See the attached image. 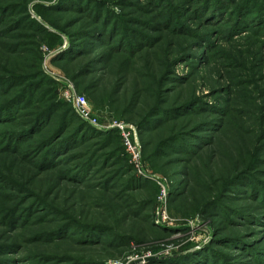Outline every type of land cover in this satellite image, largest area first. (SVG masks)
I'll list each match as a JSON object with an SVG mask.
<instances>
[{"label":"rangeland","instance_id":"obj_1","mask_svg":"<svg viewBox=\"0 0 264 264\" xmlns=\"http://www.w3.org/2000/svg\"><path fill=\"white\" fill-rule=\"evenodd\" d=\"M22 94L0 264H264V0H0V106Z\"/></svg>","mask_w":264,"mask_h":264},{"label":"trees","instance_id":"obj_2","mask_svg":"<svg viewBox=\"0 0 264 264\" xmlns=\"http://www.w3.org/2000/svg\"><path fill=\"white\" fill-rule=\"evenodd\" d=\"M42 13H44V12H42ZM44 17H46V16H44ZM34 95H35V93L32 96H34ZM26 97L27 96L22 94L19 97H14L11 102L6 103L5 105H1L0 106V116H4L6 114V119H8V121L12 122L15 119V114H12V112H14V109H13L14 103L20 99L25 100ZM53 101H54V104H50L49 106H47L43 110H41L39 113L27 116V119H30L28 122L29 128L26 129V133H29V136H32L33 134H35V135L41 134L42 129H44V126L48 125L52 121V117H53L54 113L57 112L58 110H60L59 109L60 104L56 103L54 99H53ZM31 102H32V100H29L27 103V106L29 104L31 105ZM9 108H12V109H9ZM8 121H2V123H4V124L9 123ZM67 126H68V122H67V120H64L60 126V129L58 131H56V133H54L52 136H50L49 138H46L45 140H43L41 142V144L39 145L41 148L40 147L39 148L45 149L44 150L45 157H47L48 154L51 153L53 150L58 148L59 143L57 141H55L58 137L62 136L63 141L60 142V145L63 143H67V142L69 143L70 140L74 139V137L76 136V133H77V132L75 133V130L73 132H71L70 134H68V133L64 134L66 132L65 130L67 129ZM82 127L83 126H80V130L83 129ZM85 127L86 126H84V130L86 129ZM22 133H23V131L22 132L19 131L16 133V134H18L17 136H19V138H17L18 141L20 139H22V137L20 136V135H22ZM16 134L12 135L11 137L15 136ZM14 138L16 141V137H14Z\"/></svg>","mask_w":264,"mask_h":264},{"label":"built area","instance_id":"obj_3","mask_svg":"<svg viewBox=\"0 0 264 264\" xmlns=\"http://www.w3.org/2000/svg\"><path fill=\"white\" fill-rule=\"evenodd\" d=\"M66 97H67V100L73 104L75 112L77 113L78 116H80V118H82L84 122L94 127L98 126L97 122L92 120L91 110L89 108V104H88V100L86 96L76 95L74 93L69 92L66 95ZM112 128H115V127H112ZM116 128L122 131H125L128 129L127 126H123V125H117ZM129 135L124 136L125 149L127 153H129L133 157V160H140V155L138 153L137 145L132 143Z\"/></svg>","mask_w":264,"mask_h":264}]
</instances>
